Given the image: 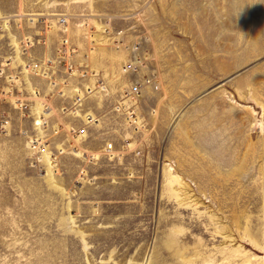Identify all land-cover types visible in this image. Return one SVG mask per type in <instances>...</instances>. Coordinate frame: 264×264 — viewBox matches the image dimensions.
Masks as SVG:
<instances>
[{
    "label": "rangeland",
    "instance_id": "rangeland-1",
    "mask_svg": "<svg viewBox=\"0 0 264 264\" xmlns=\"http://www.w3.org/2000/svg\"><path fill=\"white\" fill-rule=\"evenodd\" d=\"M0 95V264H264V0H0Z\"/></svg>",
    "mask_w": 264,
    "mask_h": 264
},
{
    "label": "built area",
    "instance_id": "built-area-1",
    "mask_svg": "<svg viewBox=\"0 0 264 264\" xmlns=\"http://www.w3.org/2000/svg\"><path fill=\"white\" fill-rule=\"evenodd\" d=\"M27 70L32 71L34 74H36V76L43 77L44 80H46V82L48 83V87L49 86L50 87H55V88L58 87V90L56 91V94H59L58 95L59 97H65L64 93H62V91L59 90V88H62V83L64 84V82H60L59 80L58 81H54L53 78L50 77V76L49 77H46L45 76L46 75L45 72L44 71H41V67H39L38 65H30ZM35 71H38V72H35ZM65 71H66L65 74H69V76L72 77L71 75H73V74H72V69H71L70 66H66L65 67ZM18 80H19L18 81L19 84H16L17 82H15L13 80H12L13 81L12 84L15 85V86L18 85L19 87H22V84H21L20 79H18ZM89 91H90L89 88H88L87 91H85V94L88 95V96H89L90 93H87V92H89ZM81 94L82 93L79 94L80 95V101L85 98V96L84 95H81ZM15 96H16L15 97V101H16L17 107L19 109L26 108V104H24L23 97L21 95H19L18 93ZM39 98L40 99H43V103L42 104H41V101H38L39 106H41L42 108H44V109H42V111L43 112H45V111H51L52 108L49 105V102L46 101V100H44L45 98H42L40 96H39ZM2 99H3L2 98V95H0V102H1ZM75 99H76V95L74 96V100L72 101L73 103L70 105L69 108L64 107V106L62 108H59V112H60L61 115H66V114L76 115V109H77V107L79 105L74 109V107L77 105V101H75ZM35 116H36V121H35L34 125H35L36 128H39V129L47 128V127L49 128L50 131L48 133L49 135L47 136V138L50 136V139H55V138H57L56 136H59L60 135L61 130H63V126H62V124L60 122H55L54 123L55 125L51 124V119H53V116H51L50 118H46L43 115L42 112L38 114L37 111L35 112ZM85 122H86V124H93V119L91 118V116H88L87 115L85 117ZM37 124H39V125H37ZM83 131H84L83 128L77 129V128L69 127V129L67 131V136L69 137L68 138L69 139V142H68L69 146L71 147L72 145H74V147L70 149L72 152L77 151L76 150L77 146H75V143H73L72 141H75L77 138H79V136H81V134H83L82 133ZM47 145L45 147V151H42V153L43 152L44 153L47 152L48 149H46V148L49 146V145L48 146ZM110 146H112V145H108L109 148L107 150H110ZM41 147H42L41 146V142H37L35 140H31L30 150H31L32 153L38 152V150ZM56 151L60 155L66 153V150L64 151L63 149H61V150H58L57 149Z\"/></svg>",
    "mask_w": 264,
    "mask_h": 264
},
{
    "label": "crops",
    "instance_id": "crops-1",
    "mask_svg": "<svg viewBox=\"0 0 264 264\" xmlns=\"http://www.w3.org/2000/svg\"><path fill=\"white\" fill-rule=\"evenodd\" d=\"M84 82L85 81H83L82 84H84ZM73 89L74 88L63 89V91L65 90V92H64L65 97L52 98L50 101H48L49 102V105L52 108L51 114L54 113V115H51V116H53V119L52 120H54L55 122H60L62 124V126H63V130H61L60 135L59 136H56L57 138L55 139V140L58 141V143L59 142L61 143V141H62L63 142V145L61 144V145L57 146V149L58 150L63 149L64 151L66 149V152L67 151H71L70 149L73 148L74 145H72L70 147L69 144H68V142H69V139L68 138L69 137L67 136V131H68L69 127H73V128H83V130H84L83 131V134H81V136L79 138H77L75 141H72V142L75 143V146H78L76 144V142L78 140L81 141L80 142V145L78 146L81 150L78 153H81V154H86V153L87 154H90L91 153V150L88 149L87 144L89 142V139L92 136L91 132L93 130H95V128H97V127L94 124L95 123V120L94 119H93V124H86V122L84 120L85 119V113L84 112H87L86 111L87 110L86 106H87L88 102L90 101L89 99H93V98L94 99H99L100 98L99 96H100V93L101 92H98V91L99 90H102V89H100V87H99V89H98V91H96L95 95L90 96V98L89 97L84 98L83 99L84 100L83 101L84 103H82L79 106L80 108H79V111L76 112V115H70V114L61 115L58 108H60L65 102L70 103V105H71L70 98H72V95H74V92H75V90H73ZM104 94L105 93L102 94L103 96L101 98H104V96H105ZM68 96H70L68 98L69 100L66 98ZM52 97H54V96H52ZM84 108H86V109H84ZM53 125H55V124H53ZM80 146H83V147H80ZM106 147H107L105 149L106 152H110L111 150H113L112 149L113 148L112 146H110V150L109 151L107 150L109 148L108 147V144L106 145ZM98 152H100V151H98ZM73 154H74V152H73ZM62 155H64V154H62Z\"/></svg>",
    "mask_w": 264,
    "mask_h": 264
},
{
    "label": "bare ground",
    "instance_id": "bare-ground-1",
    "mask_svg": "<svg viewBox=\"0 0 264 264\" xmlns=\"http://www.w3.org/2000/svg\"><path fill=\"white\" fill-rule=\"evenodd\" d=\"M84 85H86V83H84ZM91 89L92 90H90L89 92H87V93H92L90 96H92L93 95V93H96V90L97 89H95V90H93V88H92V86H91ZM87 90H88V88H87ZM36 96H38V95H36ZM84 98V97H83ZM43 115L46 117V118H50V116H48L49 115V111H45V112H43ZM86 117V116H85ZM85 120V119H84ZM80 137V136H79ZM74 154L75 155H77V156H81V158H85V160H88V158H86V156L84 155V154H81V153H76V152H74ZM45 159L46 160H48V154H47V156L45 157ZM89 159H90V157H89ZM46 162H48V161H46ZM50 169L49 168H47V171H49Z\"/></svg>",
    "mask_w": 264,
    "mask_h": 264
}]
</instances>
